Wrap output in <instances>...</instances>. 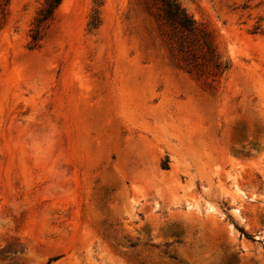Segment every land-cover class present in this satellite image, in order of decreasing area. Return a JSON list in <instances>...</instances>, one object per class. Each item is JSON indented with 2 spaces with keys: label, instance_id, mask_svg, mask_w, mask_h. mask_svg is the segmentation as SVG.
<instances>
[{
  "label": "rangeland",
  "instance_id": "rangeland-1",
  "mask_svg": "<svg viewBox=\"0 0 264 264\" xmlns=\"http://www.w3.org/2000/svg\"><path fill=\"white\" fill-rule=\"evenodd\" d=\"M43 1L0 0V264H181L177 238L184 264H264V0H179L220 77L154 0H103L94 30L62 0L32 46Z\"/></svg>",
  "mask_w": 264,
  "mask_h": 264
},
{
  "label": "trees",
  "instance_id": "trees-1",
  "mask_svg": "<svg viewBox=\"0 0 264 264\" xmlns=\"http://www.w3.org/2000/svg\"><path fill=\"white\" fill-rule=\"evenodd\" d=\"M157 5L158 17L160 18L164 29V35L167 40H174L176 50L189 72L196 76L206 73L212 76H221L229 68V61L221 56L207 32H198L195 21L186 9L180 4L179 0H154ZM62 0H44L41 7L33 19V26L30 29V41L35 46L40 40L44 29L49 22L54 19L55 12ZM94 5L92 14L88 21L89 30L98 27L99 13L98 8L103 0H92ZM199 36V38H198ZM201 40V43L198 41ZM195 43L197 46L194 48ZM208 70H205L207 69ZM168 157L165 156L161 161V168H168ZM176 244H183L182 240L177 238L172 241ZM172 242H165L162 245L161 253L177 263H182L176 255L168 250ZM153 248H159V244L153 241L145 242ZM130 246H134L133 243ZM230 259L224 264H233Z\"/></svg>",
  "mask_w": 264,
  "mask_h": 264
}]
</instances>
